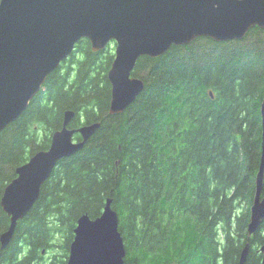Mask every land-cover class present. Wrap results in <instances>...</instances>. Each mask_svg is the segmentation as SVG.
<instances>
[{
	"label": "trees",
	"instance_id": "trees-1",
	"mask_svg": "<svg viewBox=\"0 0 264 264\" xmlns=\"http://www.w3.org/2000/svg\"><path fill=\"white\" fill-rule=\"evenodd\" d=\"M112 45L94 52L80 39L0 132L1 200L16 168L49 147L66 110L74 111L71 128L100 122L41 185L10 243L0 245V264H67L77 219L99 216L108 197L124 264H238L246 243L244 264H262L264 219L252 236L248 223L261 157L264 28L140 56L132 76L144 88L116 114L108 112ZM8 226L0 205V233Z\"/></svg>",
	"mask_w": 264,
	"mask_h": 264
},
{
	"label": "water",
	"instance_id": "water-1",
	"mask_svg": "<svg viewBox=\"0 0 264 264\" xmlns=\"http://www.w3.org/2000/svg\"><path fill=\"white\" fill-rule=\"evenodd\" d=\"M255 26L264 28V0H0V132L23 113L47 76L82 38L89 40L94 52L115 43L107 78L108 112L116 114L128 109L144 88V81L132 76L140 56L158 57L171 46L198 37L241 40ZM260 113L261 157L248 236L264 219V96ZM73 116V110L64 112L49 147L19 165L4 187L0 205L9 226L0 233L2 248L12 240L17 222L37 201L41 185L59 160L81 150L100 126L93 122L71 128ZM75 133L81 139H75ZM111 202L108 197L99 216L83 214L77 219L67 264H124V240ZM258 250L264 264V244ZM248 252L246 243L238 264L245 263Z\"/></svg>",
	"mask_w": 264,
	"mask_h": 264
},
{
	"label": "rangeland",
	"instance_id": "rangeland-1",
	"mask_svg": "<svg viewBox=\"0 0 264 264\" xmlns=\"http://www.w3.org/2000/svg\"><path fill=\"white\" fill-rule=\"evenodd\" d=\"M112 46L114 47V51H115V43L114 42H113ZM238 48L243 49L244 47H238Z\"/></svg>",
	"mask_w": 264,
	"mask_h": 264
},
{
	"label": "flooded vegetation",
	"instance_id": "flooded-vegetation-1",
	"mask_svg": "<svg viewBox=\"0 0 264 264\" xmlns=\"http://www.w3.org/2000/svg\"><path fill=\"white\" fill-rule=\"evenodd\" d=\"M255 27H257V26H255Z\"/></svg>",
	"mask_w": 264,
	"mask_h": 264
}]
</instances>
